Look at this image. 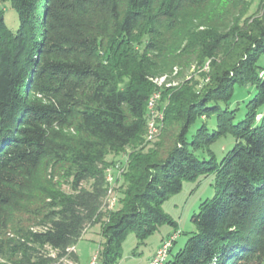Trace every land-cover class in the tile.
<instances>
[{
  "label": "trees",
  "instance_id": "16d2710c",
  "mask_svg": "<svg viewBox=\"0 0 264 264\" xmlns=\"http://www.w3.org/2000/svg\"><path fill=\"white\" fill-rule=\"evenodd\" d=\"M6 3L19 28L0 9V264L77 263L71 250L98 224L96 264H118L130 232L145 241L176 226L163 204L209 175L215 196L167 264H264V0L253 13L249 0ZM165 77L177 85L163 87V130L146 149L148 100ZM236 86L256 90L238 123ZM213 116L215 130L188 139ZM229 135L218 162L210 148ZM128 148L121 207L106 211L107 158Z\"/></svg>",
  "mask_w": 264,
  "mask_h": 264
},
{
  "label": "rangeland",
  "instance_id": "374dc122",
  "mask_svg": "<svg viewBox=\"0 0 264 264\" xmlns=\"http://www.w3.org/2000/svg\"><path fill=\"white\" fill-rule=\"evenodd\" d=\"M252 2L251 13L255 12L260 4V0H249ZM0 9L5 11V21L8 28L12 32H17L19 28V17L17 12L10 6L9 3L0 4ZM209 63V62H208ZM261 65H264V59L261 60ZM210 68V67H209ZM210 70V69H209ZM209 72V71H208ZM203 68H199L195 71V76L198 77L200 73H208ZM261 78V77H260ZM207 83L208 79L203 80ZM175 83L173 86H176ZM165 88L164 90H166ZM163 90V91H164ZM256 90L253 87H241L236 86L233 99L229 105L230 111H235V122L238 123L245 118L247 109V103L255 97ZM163 98V97H162ZM166 102H162V107L165 108ZM205 123L209 130L216 129V117L213 116L208 119L198 120L190 129L188 139L196 133L197 129ZM160 137V136H159ZM157 138V140L159 139ZM157 142L147 143L144 145L146 149L152 148ZM235 146V139L232 136H226L221 138L217 143L211 146V151L215 154L218 162H220L224 156L231 151ZM145 148V147H144ZM133 151L132 148H128L125 154L115 156L109 155L107 160L109 163L115 162V164L124 163L128 159V153ZM201 159H209L206 151H200L197 154ZM112 165V164H111ZM124 173V172H123ZM123 175V174H122ZM123 184L122 176L117 180L115 185V194L119 198V189ZM215 176H201L196 181L184 182L182 191L178 194L172 195L162 206L163 211L172 221L176 223V226L163 225L159 230L148 237L145 241H139L134 232H130L122 244L121 256L118 259V264H145L148 258L158 250L161 245L176 236V240L173 242L171 253L177 254L186 244L188 239L192 236V233L196 232V227L193 223V216L199 212L200 205L206 200L212 199L215 196ZM86 188L90 187V184H85ZM122 189V188H121ZM68 191V188H66ZM118 203L113 209H106V211L118 210ZM28 217H25V220ZM106 221V219H104ZM104 239L101 233V225H95L88 227L83 234L82 239L71 250L78 258V262L74 263L68 259H64V264H91L92 261L97 258V255L102 249ZM53 256L55 252L48 250Z\"/></svg>",
  "mask_w": 264,
  "mask_h": 264
},
{
  "label": "built area",
  "instance_id": "2783aa9c",
  "mask_svg": "<svg viewBox=\"0 0 264 264\" xmlns=\"http://www.w3.org/2000/svg\"><path fill=\"white\" fill-rule=\"evenodd\" d=\"M209 69V63H207L205 65V70L208 72ZM260 77L264 78V72H261ZM154 83L160 88V90H157L151 95L147 104V134L145 137V142L147 143L156 141L162 133L165 119V108L162 107V91L163 87L168 88L174 85L166 84V77L156 80ZM127 160L128 159H126L124 163L111 165L106 170V180L109 189L108 197L105 202V209H113L118 203V197L115 194V185L125 170ZM173 240L175 242L176 236H173L171 239L164 242L148 264H167L170 257V251L173 247ZM91 264H96V258Z\"/></svg>",
  "mask_w": 264,
  "mask_h": 264
},
{
  "label": "crops",
  "instance_id": "0c3cea01",
  "mask_svg": "<svg viewBox=\"0 0 264 264\" xmlns=\"http://www.w3.org/2000/svg\"><path fill=\"white\" fill-rule=\"evenodd\" d=\"M157 251V250H156ZM156 251L148 258V260L146 261V263L145 264H148L150 261H151V259L153 258V256L155 255V253H156Z\"/></svg>",
  "mask_w": 264,
  "mask_h": 264
}]
</instances>
